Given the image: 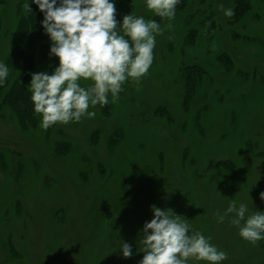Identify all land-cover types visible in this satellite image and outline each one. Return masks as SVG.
Returning a JSON list of instances; mask_svg holds the SVG:
<instances>
[{
    "label": "rangeland",
    "instance_id": "rangeland-1",
    "mask_svg": "<svg viewBox=\"0 0 264 264\" xmlns=\"http://www.w3.org/2000/svg\"><path fill=\"white\" fill-rule=\"evenodd\" d=\"M22 1L2 10L4 64ZM112 2L120 24L156 17L145 0ZM233 2L186 0L163 19L147 75L115 103L109 94L107 114L97 105L93 118L43 131L39 116L22 130L0 111V264H139L153 205L210 238L227 253L221 264H264V240L214 216L232 200L264 212V0H248L236 22L219 7Z\"/></svg>",
    "mask_w": 264,
    "mask_h": 264
},
{
    "label": "clouds",
    "instance_id": "clouds-1",
    "mask_svg": "<svg viewBox=\"0 0 264 264\" xmlns=\"http://www.w3.org/2000/svg\"><path fill=\"white\" fill-rule=\"evenodd\" d=\"M44 14L42 27L52 42L50 54L58 58L59 66L52 74L33 73L29 85L34 113L41 117L40 128L47 131L55 125L80 122L93 118L88 111L103 107L119 98L129 80L139 84L153 63L156 37L163 33L155 20L125 15L120 24L112 0H32ZM147 10L171 21L180 0H145ZM220 9L226 17L235 15L232 8ZM31 13L29 3L23 5ZM167 27H171L169 23ZM9 75L8 67L0 62V86ZM91 81L82 87L80 81ZM264 201V192L260 193ZM153 219L146 222L139 243L144 254L139 264H189L190 261L221 264L227 253L218 250L200 232H191L189 221L173 209L152 206ZM248 207H237L232 200L221 215L223 223L231 215V224L239 228V236L255 245L264 240V212L248 214ZM243 222V223H242ZM124 258L132 256V247L122 242Z\"/></svg>",
    "mask_w": 264,
    "mask_h": 264
},
{
    "label": "trees",
    "instance_id": "trees-1",
    "mask_svg": "<svg viewBox=\"0 0 264 264\" xmlns=\"http://www.w3.org/2000/svg\"><path fill=\"white\" fill-rule=\"evenodd\" d=\"M10 0H0V40L2 30V10ZM29 3L31 13H26L23 5ZM59 4V0H58ZM186 0H180L175 12L183 10ZM248 0H234L233 10L235 15L230 19L236 22L249 11ZM16 24L9 53L5 56V65L10 69L19 64L18 71L14 77L8 75L6 81L0 86V111H10L15 116L17 125L22 130L35 128L37 115L34 113V105L31 101L29 85L32 73L39 67L42 72L52 74L59 66L58 58L50 54L52 42L42 27L44 14L32 0H23L16 11ZM158 24L163 21L156 16ZM193 32H190L192 34ZM99 106V105H98ZM104 114L108 113V106H99ZM6 111V113L8 112Z\"/></svg>",
    "mask_w": 264,
    "mask_h": 264
}]
</instances>
